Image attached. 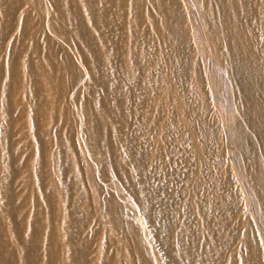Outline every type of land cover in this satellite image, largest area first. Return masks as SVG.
Instances as JSON below:
<instances>
[{
	"label": "bare ground",
	"instance_id": "bare-ground-1",
	"mask_svg": "<svg viewBox=\"0 0 264 264\" xmlns=\"http://www.w3.org/2000/svg\"><path fill=\"white\" fill-rule=\"evenodd\" d=\"M68 98L94 221L83 193L82 209H65L55 184L52 104ZM29 110L44 120L55 215L40 209L37 236L3 248L1 264H264V0H0V117ZM107 165L129 206L101 188L94 171Z\"/></svg>",
	"mask_w": 264,
	"mask_h": 264
},
{
	"label": "rangeland",
	"instance_id": "rangeland-1",
	"mask_svg": "<svg viewBox=\"0 0 264 264\" xmlns=\"http://www.w3.org/2000/svg\"><path fill=\"white\" fill-rule=\"evenodd\" d=\"M80 66L81 63H77L75 69L77 71L81 70ZM81 91H83V89H81ZM89 99V97L85 96L86 102H88ZM56 102V104H52V129L55 131L60 122L62 124V129L57 135L51 132L53 145L58 148V156L55 159L57 169V173L54 175L55 184L60 185L63 194H66L67 199L64 200L65 209L68 207L75 208L76 206L78 207V211L82 209V206L79 208L80 203L77 202V199L83 193L85 195V206L90 209L89 217L93 218L94 221L95 203L92 197L95 196L93 194V188L91 187L90 189L86 181V175H91L90 173L92 172L87 170L88 165L85 159L88 152L80 141L79 129L74 117L75 108H72L69 98L62 102L61 105H59L61 102ZM5 107L7 111H10L15 106L9 101L6 103ZM89 107L92 117L99 120L94 101L89 102ZM32 114L33 112L29 110L26 111L25 114L18 113L11 115V112H9L5 116L3 115L0 117V164L1 162L3 163L0 165V261L5 255L3 248L7 247L8 250L6 251L11 253L21 246V242L24 240L25 235L27 234L29 236L28 232H34L37 236L39 223L36 219L40 217V209L41 214L46 212L45 216L47 218L53 216L55 213V205L48 204V187H52L54 182L53 179L50 180L44 176L45 172L51 166V163L48 164L46 161L48 150L45 149L44 135L40 131L44 120H33L31 117ZM107 126L108 124L105 125V127ZM2 129H5L7 133H1ZM36 129L38 131L35 132ZM3 146H6V148H2ZM35 161L38 162L39 166L36 174L32 172L35 171V169H30V166H32ZM112 172L110 165L105 167V172L104 170L94 171L96 178L101 184V188L107 189L110 191V194H113V197L121 199V202L125 206H129L132 202V196ZM3 174L7 176L3 177ZM108 174L113 178L107 176ZM105 194V190L100 192L98 189L96 191V195L106 207L110 205V202L105 198ZM45 205L47 206L43 210L42 207ZM56 205L60 206L58 199H56ZM106 218V224H108L111 232H113L114 227L112 225V218L110 216ZM56 219L67 221L71 219V216H69V214L66 215L65 212L60 216H56V218L54 217V221H56ZM51 224L52 223L49 221L48 231L52 233V237L55 239L56 245H58L60 241L57 242V239L61 237L64 238L65 236L62 232L60 234V231H54L56 227L53 226L52 229V227H50ZM102 227V222H95L94 230L90 231V236L92 238L90 249L93 253L96 249L98 236L103 231L101 230ZM149 227L152 229L151 225ZM5 234L10 235L11 241L8 246L3 245ZM36 236L34 239H37ZM40 241L41 237L39 236L37 239L39 245L41 244ZM146 242L147 244L155 245L159 248L158 242H151L148 238ZM104 250V257H122L116 254V252L110 248L109 244H105ZM100 252L101 251H99V253ZM35 256L36 255H34V257ZM126 257H128L127 252ZM119 261H121L119 264H126L122 260ZM37 262H40V260H37ZM32 263L35 262L32 261ZM14 264L28 263L19 258L15 260ZM38 264H41V262Z\"/></svg>",
	"mask_w": 264,
	"mask_h": 264
}]
</instances>
